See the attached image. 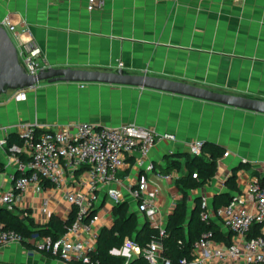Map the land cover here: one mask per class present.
Instances as JSON below:
<instances>
[{"label":"crops","instance_id":"obj_1","mask_svg":"<svg viewBox=\"0 0 264 264\" xmlns=\"http://www.w3.org/2000/svg\"><path fill=\"white\" fill-rule=\"evenodd\" d=\"M0 15L11 17L13 32L20 39L33 37L49 68L122 70L264 101V0H105L95 11L88 10V0H0ZM19 91L9 90L0 96V127L35 122L51 127L136 124L174 135L176 142L158 143L146 160L154 165L147 176L150 190L159 189L156 204L165 220L179 192L175 182L157 174H168L162 171L170 163L166 157L189 153L190 142L219 145L228 153L219 160L214 178L191 192L192 200L206 195L211 208L213 197L227 191L226 182L235 170L240 187L264 162L261 113L155 89L100 82L42 81L25 89V99L16 98ZM16 131L14 128L12 133ZM136 158L131 156L119 172L116 188L138 213L129 195L137 182ZM0 161L6 169L0 174L2 192L11 184L8 175L14 166L1 149ZM242 163H248L250 170L240 168ZM103 193L98 192L99 198ZM44 200L50 201L52 216L66 220L72 212L61 191L33 189L15 208L44 218ZM108 210L101 213L111 226ZM138 215L141 221L145 219ZM136 257L132 252L130 259ZM0 264L78 262L66 263L34 246L14 243L0 245Z\"/></svg>","mask_w":264,"mask_h":264},{"label":"built area","instance_id":"obj_2","mask_svg":"<svg viewBox=\"0 0 264 264\" xmlns=\"http://www.w3.org/2000/svg\"><path fill=\"white\" fill-rule=\"evenodd\" d=\"M104 4L105 0H88V10L101 9ZM0 26L11 36L20 63L29 75L35 76L49 68L41 47L33 37L22 40L13 32L9 15H0ZM119 66L122 67V63ZM16 98L25 99V90H20ZM14 128L21 143L9 145L8 137ZM164 141L176 142V137L136 124L104 127L73 123L51 127L35 122L0 127V149L9 154L14 166V171L8 175L10 186L0 192V205L18 212L15 205L30 189L61 191L63 199L77 208L72 227L57 241L41 236L27 241L38 251L51 253L66 263L96 264L92 255L96 252L100 230L109 227L101 211L109 209L111 216L108 219L112 221L113 207L126 201L116 185L120 184L119 172L133 155H137L135 165L139 170L137 182L129 190L130 198L135 202L136 211L163 234L166 220L156 204L159 189L150 190L147 176L154 170V165L146 160L151 149ZM203 147V141H192L188 144V151L193 156H200ZM255 171L254 177L239 187V192L227 205L211 208L209 198L202 195V219L208 224L218 221L225 235L232 233V237L227 244L215 239L213 231L203 233L195 242L192 259L187 264H264V162ZM157 176L167 182H175L180 174L174 171ZM99 191L105 192L100 198ZM41 208L46 213L44 218L37 219L28 210L18 213L22 219H33L38 223L35 222L36 225L43 227L54 213L49 200H44ZM254 224L262 225L261 234L249 237ZM23 241L17 231L0 227V245L21 244ZM132 252L137 257L143 254L148 264H171L163 255L160 241H153L148 248L141 250L133 239L125 238L121 249L111 251L128 260Z\"/></svg>","mask_w":264,"mask_h":264},{"label":"trees","instance_id":"obj_3","mask_svg":"<svg viewBox=\"0 0 264 264\" xmlns=\"http://www.w3.org/2000/svg\"><path fill=\"white\" fill-rule=\"evenodd\" d=\"M8 143L9 145L19 144L21 139L17 134L12 133L8 137ZM224 154L223 147L204 143L200 156L187 153L166 157L170 163L163 168L164 173L185 171L175 181L179 197L166 220L163 234L153 228L147 219L141 221L138 213L131 209L127 201L120 202L113 207L111 226L103 227L100 230L96 252L93 253L92 260L96 264H148L143 254L128 260L124 256L111 253L114 249L122 248L125 238L133 239L141 250L148 248L153 241H160L163 245V255L170 260L171 264H187L192 259L195 242L207 231H213L215 239L229 244L232 233L225 235L221 226L215 222L208 224L202 219V196L191 199V192L204 187L214 178L218 162ZM179 158L182 161H179ZM240 168L250 170V165L242 163ZM5 170V165L0 161V174ZM236 172L235 170L226 182L227 191L213 197L211 205L214 209L229 204L233 196L239 192ZM194 174L197 176L194 177ZM76 217L77 208L73 207L66 220L53 215L46 225L39 227L30 218L22 219L18 212L10 211L6 206L0 205V227L20 233L24 238L23 244L28 247H33V245L27 240L36 236L50 237L53 241H57L72 227ZM261 227V224H254L249 237L260 235ZM46 254L52 255L51 253Z\"/></svg>","mask_w":264,"mask_h":264},{"label":"water","instance_id":"obj_4","mask_svg":"<svg viewBox=\"0 0 264 264\" xmlns=\"http://www.w3.org/2000/svg\"><path fill=\"white\" fill-rule=\"evenodd\" d=\"M42 81L100 82L144 87L193 97L221 105L264 114V101L212 91L203 87L146 75L117 72L48 68L37 75H29L21 65L15 43L9 33L0 26V96L9 90L33 88Z\"/></svg>","mask_w":264,"mask_h":264},{"label":"rangeland","instance_id":"obj_5","mask_svg":"<svg viewBox=\"0 0 264 264\" xmlns=\"http://www.w3.org/2000/svg\"><path fill=\"white\" fill-rule=\"evenodd\" d=\"M1 179H2V176H0V181H1Z\"/></svg>","mask_w":264,"mask_h":264}]
</instances>
